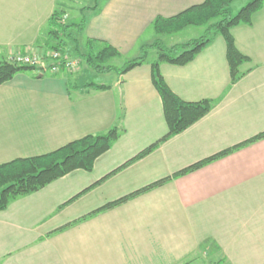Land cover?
<instances>
[{"label":"crops","instance_id":"crops-1","mask_svg":"<svg viewBox=\"0 0 264 264\" xmlns=\"http://www.w3.org/2000/svg\"><path fill=\"white\" fill-rule=\"evenodd\" d=\"M81 1L0 0V62L18 52L48 53L53 15L67 24L73 10L85 22L86 42L129 56L152 45L146 36L157 18L205 0H103L95 8ZM231 33L249 58L243 77L231 83L222 35L186 65L161 63L174 93L187 102L211 100L212 109L123 168L169 131L151 62L103 84L107 90L86 88L79 70L37 68L2 84L0 164L51 153L115 125L125 131L92 171L76 170L0 211V264H264V138L53 233L264 133V4L250 25Z\"/></svg>","mask_w":264,"mask_h":264},{"label":"trees","instance_id":"trees-1","mask_svg":"<svg viewBox=\"0 0 264 264\" xmlns=\"http://www.w3.org/2000/svg\"><path fill=\"white\" fill-rule=\"evenodd\" d=\"M234 1L236 0H205L202 4L195 5L174 17L157 18L153 23V28L160 36L181 32L189 26H206V33L200 39H193L186 44H177L171 47L165 46L163 40L159 39L152 45L143 46L141 56L127 60L121 67L108 64L111 59L120 55L114 47L106 43L101 49L95 50L94 40L89 39L86 42L87 52L79 54L85 60V64L98 73L113 71L118 75H124L132 69L143 65L148 58V49L158 46V58L156 61L151 62L152 82L161 96L169 131L165 137L145 149L121 168L143 158L169 138L184 132L205 117L212 109L211 100L187 102L174 93L161 73V63L179 66L190 63L211 42L212 35L216 33L222 35L226 42V56L230 68L231 83L235 84L243 77L245 73L240 68L249 61V58L238 50L231 29L239 24L250 25L253 14L263 7L264 0H248V4L236 15H233L229 10ZM52 19L53 22L50 23L51 28L48 33L52 44L48 45L47 49L48 51H59L62 58H64L66 42L63 38L77 40L69 32V28L76 27L78 32L83 33L85 22L81 21L72 25L62 23L59 13H55ZM62 62H64V59H62ZM34 70H37V67L19 64L11 60L2 61L0 62V86L12 80L19 73ZM84 86L94 90H107L110 88L108 85L94 82H88ZM124 131L122 126L115 125L104 134L87 135L51 153L0 164V211L6 210L15 200L38 192L52 182L76 170L92 171L96 160L112 148ZM263 138L264 133H261L230 149L195 163L171 177L155 182L117 201L108 203L100 209L57 229L53 233L62 232L75 224L127 202L170 180L198 170Z\"/></svg>","mask_w":264,"mask_h":264},{"label":"rangeland","instance_id":"rangeland-1","mask_svg":"<svg viewBox=\"0 0 264 264\" xmlns=\"http://www.w3.org/2000/svg\"><path fill=\"white\" fill-rule=\"evenodd\" d=\"M103 0H82L81 4L82 6H95V4L101 3ZM248 0H236L234 1L229 10L233 15H236L243 7H245L248 4ZM82 21V17L79 15V13L76 10L72 11L71 18L68 20L67 24L72 25V24H77ZM206 26H189L186 29L182 30L181 32L178 33H172L168 35H163L160 36L158 35L155 30L152 28L147 36H146V42L147 44H153L157 42L159 39H162L165 46L171 47L173 45L177 44H186L190 40L193 39H200L205 35L206 31ZM69 32H71L74 37H76L77 40L73 39H66V37L63 38L65 39L66 46H65V53L64 56L65 58L73 61L74 64H76L73 68L69 69L70 71H76L79 70V74H83V78L85 82H94L98 84H113L115 80L118 77V74L116 72H107V73H98L96 70L93 68H90L88 65L85 64V60L79 55L80 53L87 52L86 49V41L84 40L82 33L78 32L76 27H70ZM215 35H220V34H213L212 37ZM102 46H96L95 50L101 49ZM158 46H154L148 49V58L147 60L149 62L156 61L158 58ZM142 52H137V53H131L129 56L127 55H120L117 57H114L111 59L108 64L115 66V67H121L123 64L132 58L141 56ZM74 82V81H73Z\"/></svg>","mask_w":264,"mask_h":264},{"label":"built area","instance_id":"built-area-1","mask_svg":"<svg viewBox=\"0 0 264 264\" xmlns=\"http://www.w3.org/2000/svg\"><path fill=\"white\" fill-rule=\"evenodd\" d=\"M64 59V62H62ZM13 62L34 66L40 70H50L53 72H58L59 70H68L73 68L76 64L73 61L62 58L59 51H48V53H24L18 52L13 55L10 59Z\"/></svg>","mask_w":264,"mask_h":264}]
</instances>
